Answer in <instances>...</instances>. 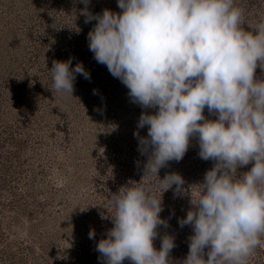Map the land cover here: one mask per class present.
I'll return each instance as SVG.
<instances>
[{
    "label": "clouds",
    "instance_id": "obj_1",
    "mask_svg": "<svg viewBox=\"0 0 264 264\" xmlns=\"http://www.w3.org/2000/svg\"><path fill=\"white\" fill-rule=\"evenodd\" d=\"M85 5L90 0H82ZM121 12H82L85 23H96L87 34L94 59L128 91L142 111L137 129L138 151L147 155L143 178H159L162 192L143 184L122 186L109 199L115 212L113 227L96 244L103 264H173L174 237L165 234L154 246L162 194L185 191L177 172L159 171L169 161H180L198 140V155L214 165L198 184L200 190L181 227L189 225V251L175 264H245L264 235V19L243 26V10L236 0H117ZM72 59L52 61V88L72 96L77 74H91ZM95 92V90H94ZM207 107L216 119L204 115ZM252 164L250 169H238ZM142 178V179H143ZM95 237V231H89ZM205 256L207 259H205Z\"/></svg>",
    "mask_w": 264,
    "mask_h": 264
},
{
    "label": "rangeland",
    "instance_id": "obj_2",
    "mask_svg": "<svg viewBox=\"0 0 264 264\" xmlns=\"http://www.w3.org/2000/svg\"><path fill=\"white\" fill-rule=\"evenodd\" d=\"M236 6L248 30L264 19V0H236ZM85 8L122 11L117 0H0V264H103L96 244L113 227L111 195L135 182L162 192L158 177L143 178L147 155L133 135H147L137 122L142 111L155 109L134 103L127 87L94 59L87 34L96 21L85 23ZM70 57L72 66L83 62L91 74L76 75L73 97L52 88L48 71L54 59ZM255 76L264 79V70L257 67ZM204 115L217 118L207 107ZM198 152L194 136L184 157L159 171L161 179L177 172L185 180V191L174 194L173 186L162 194L167 226H158L153 241L159 249L163 235L174 237L173 264L186 257L192 234L178 219L193 207L191 196L214 165ZM245 264H264V243Z\"/></svg>",
    "mask_w": 264,
    "mask_h": 264
}]
</instances>
